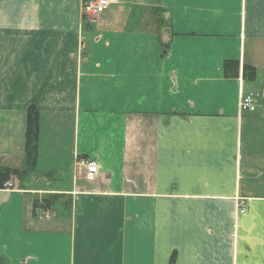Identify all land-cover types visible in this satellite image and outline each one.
Here are the masks:
<instances>
[{
  "label": "crops",
  "instance_id": "obj_1",
  "mask_svg": "<svg viewBox=\"0 0 264 264\" xmlns=\"http://www.w3.org/2000/svg\"><path fill=\"white\" fill-rule=\"evenodd\" d=\"M32 104L0 264H264V0H0V169Z\"/></svg>",
  "mask_w": 264,
  "mask_h": 264
},
{
  "label": "trees",
  "instance_id": "obj_2",
  "mask_svg": "<svg viewBox=\"0 0 264 264\" xmlns=\"http://www.w3.org/2000/svg\"><path fill=\"white\" fill-rule=\"evenodd\" d=\"M232 61H227L225 65V70L227 74H234L235 70L232 67ZM245 77L254 78L256 75V68L254 65L245 63L244 64ZM40 118L41 113L39 108L32 104L27 111V153L29 156V164L23 169H14L10 167H1L0 169V183L3 184L4 181L11 178L12 175L23 176L26 172L34 169V165L37 157V150L39 145V133H40Z\"/></svg>",
  "mask_w": 264,
  "mask_h": 264
},
{
  "label": "built area",
  "instance_id": "obj_3",
  "mask_svg": "<svg viewBox=\"0 0 264 264\" xmlns=\"http://www.w3.org/2000/svg\"><path fill=\"white\" fill-rule=\"evenodd\" d=\"M117 0H82V10L85 15L97 16L109 8ZM256 94L243 93L241 94L240 106L241 110L253 111L256 108ZM82 163L86 166L85 176L88 179H93L99 171L98 161L94 158L83 159ZM5 186H13L12 181H6ZM239 209L242 212L246 211V206L243 200H239Z\"/></svg>",
  "mask_w": 264,
  "mask_h": 264
}]
</instances>
